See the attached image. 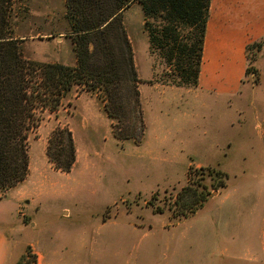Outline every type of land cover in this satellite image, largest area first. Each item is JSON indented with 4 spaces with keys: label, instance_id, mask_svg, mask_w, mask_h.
Instances as JSON below:
<instances>
[{
    "label": "rangeland",
    "instance_id": "374dc122",
    "mask_svg": "<svg viewBox=\"0 0 264 264\" xmlns=\"http://www.w3.org/2000/svg\"><path fill=\"white\" fill-rule=\"evenodd\" d=\"M4 1L25 59L77 68L63 0ZM121 15L133 69L117 43L90 47L56 109L40 102L24 180L0 190L8 264H264V39L241 92L214 102L171 85L138 4ZM57 128L67 173L46 152Z\"/></svg>",
    "mask_w": 264,
    "mask_h": 264
},
{
    "label": "trees",
    "instance_id": "16d2710c",
    "mask_svg": "<svg viewBox=\"0 0 264 264\" xmlns=\"http://www.w3.org/2000/svg\"><path fill=\"white\" fill-rule=\"evenodd\" d=\"M63 1L67 18L72 21L68 34L73 35L77 68L25 59L20 42L6 31L8 23H2L0 18V190L11 189L24 180L28 167L27 141L39 125L40 102L45 109H56L60 97L72 89L77 70L83 69L91 56L90 47L96 52L101 45L114 55L109 43H117L126 65L133 69L121 19L122 12L132 4H138L142 10L150 50L169 69L171 85L184 88L197 85L210 0ZM4 2L0 0V16L4 13ZM261 46L258 41L245 47V75L255 73L254 59L248 57V52ZM110 66L113 69L112 63ZM46 152L55 169L69 172L75 160L70 131L57 128L48 140ZM220 176L216 172V177Z\"/></svg>",
    "mask_w": 264,
    "mask_h": 264
},
{
    "label": "crops",
    "instance_id": "0c3cea01",
    "mask_svg": "<svg viewBox=\"0 0 264 264\" xmlns=\"http://www.w3.org/2000/svg\"><path fill=\"white\" fill-rule=\"evenodd\" d=\"M262 39L264 0H210L196 93L214 102L236 96L243 87L247 67L245 47ZM6 221L0 218V264H8L10 258ZM251 248L246 246L243 252L249 253ZM237 252L230 253V258L255 259Z\"/></svg>",
    "mask_w": 264,
    "mask_h": 264
}]
</instances>
